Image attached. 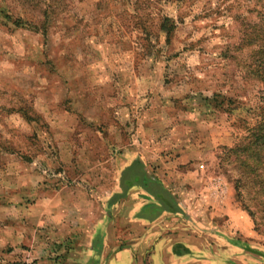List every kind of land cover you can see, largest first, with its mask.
<instances>
[{"label": "rangeland", "instance_id": "1", "mask_svg": "<svg viewBox=\"0 0 264 264\" xmlns=\"http://www.w3.org/2000/svg\"><path fill=\"white\" fill-rule=\"evenodd\" d=\"M258 8L0 0V264H264V175L243 176L226 150L262 119L243 42L263 24ZM214 92L233 107L215 108ZM185 149L212 159L180 166ZM135 158L186 201H225L231 214L195 215L211 228L183 214L155 228L164 240H148L123 210L102 246L73 221L105 216V194ZM156 245L174 255L151 256ZM126 248L131 257L119 255Z\"/></svg>", "mask_w": 264, "mask_h": 264}, {"label": "crops", "instance_id": "2", "mask_svg": "<svg viewBox=\"0 0 264 264\" xmlns=\"http://www.w3.org/2000/svg\"><path fill=\"white\" fill-rule=\"evenodd\" d=\"M201 154V152H193L189 149L182 150L180 156L177 158V163L183 166L199 159H212V156L203 158ZM157 160L158 163L156 165L160 167L159 163L162 159L159 157ZM165 160H168L167 157H165ZM147 166L150 165L145 158L127 160L119 171L115 185L109 190V194H105V197L108 198L105 205V216H98L96 218L80 217L77 221H73L74 225L89 226V231L92 232L91 237L100 240L101 245L105 247L108 243L111 246L113 244V224H115L116 220H119L117 219V215L123 210L125 214L124 216L119 215L121 216L120 219H125L132 226L142 225L143 227H147L148 240H152V238L156 240L160 237L161 240H164L165 237L163 235L156 237V234H154L155 228L160 226L165 228L170 223L173 224L183 214L193 217L196 220L194 221L196 226L200 225L210 228L213 225V221L209 220L210 218L204 217L200 219L197 217L198 215L205 214L204 210H209V212H206L208 215L215 214L221 217L231 214L232 211L225 201H223L224 203L213 201L214 203L211 202L207 206L202 205L203 203L206 204L205 201H195L194 203L190 200L186 201L183 189H171L163 179L153 174L150 167L147 168ZM166 175H168L167 171L161 176L166 178ZM62 191L65 193L64 190ZM221 232L223 233V231ZM222 239L224 238L222 237ZM192 251L194 250L190 249V252ZM130 253L128 248H126L119 255L131 257ZM154 255L158 257L164 255L171 256L174 253L171 250H164L156 245L151 256Z\"/></svg>", "mask_w": 264, "mask_h": 264}, {"label": "trees", "instance_id": "3", "mask_svg": "<svg viewBox=\"0 0 264 264\" xmlns=\"http://www.w3.org/2000/svg\"><path fill=\"white\" fill-rule=\"evenodd\" d=\"M256 2L258 9H261L258 15L262 17L263 24L259 27L249 26L248 28H251V31L244 36L243 42L247 47L253 46L250 50L252 59L247 66L249 69L247 76L258 79L264 88V28L262 27L264 25V0H256ZM19 21V19L15 20V27L21 26ZM211 97L210 100L215 108H222L223 103L227 107H233L232 105L235 103L232 97H226L220 92H214ZM261 113L262 119L260 122L248 129L247 134L232 148L226 149L230 156L237 159L236 162L241 167L245 177L249 175L259 178L264 175V108L261 109Z\"/></svg>", "mask_w": 264, "mask_h": 264}]
</instances>
